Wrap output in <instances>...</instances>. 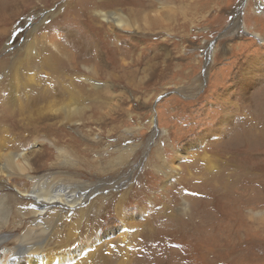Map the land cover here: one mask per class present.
I'll return each instance as SVG.
<instances>
[{
    "label": "rangeland",
    "instance_id": "obj_1",
    "mask_svg": "<svg viewBox=\"0 0 264 264\" xmlns=\"http://www.w3.org/2000/svg\"><path fill=\"white\" fill-rule=\"evenodd\" d=\"M97 12L161 20L132 21L152 31H119ZM161 23L172 28L160 31ZM66 40L91 44L84 58L98 52L101 75L91 81L110 84L117 107L105 121L80 128L59 119L27 127L20 116L16 140L29 150L28 133L41 136L48 166L57 163L55 144L92 161L90 168L131 166L126 182L81 204L90 214L63 212L46 252L53 246L54 254L81 263L93 256L100 264L127 262L109 261L110 249L123 258L126 250L143 253L147 264H264V145L256 140L264 128V0H0V61L7 63L0 68V130L15 113L10 98L25 100L24 87L15 94L7 88L16 76L59 82L58 97L76 75L77 89L89 88L80 80L82 64L78 73L69 72V62L56 72L45 67L54 42ZM49 71L53 81L44 78ZM47 101L32 104L33 113ZM147 222L151 234H144Z\"/></svg>",
    "mask_w": 264,
    "mask_h": 264
},
{
    "label": "bare ground",
    "instance_id": "obj_2",
    "mask_svg": "<svg viewBox=\"0 0 264 264\" xmlns=\"http://www.w3.org/2000/svg\"><path fill=\"white\" fill-rule=\"evenodd\" d=\"M157 1L159 2V0ZM91 14L93 15L92 12ZM96 16L102 19V21H104L105 23L109 24V26L119 31H127L132 29L152 31L148 28H143V27L141 29L140 25L137 26L133 24V22H137L138 20L136 19H142L144 21H150L152 24H154V26H156L157 24L160 23L159 20H161V18H159L158 15L148 16L145 15L144 13L143 15H141V17L139 16V18L136 17L134 21L132 20L133 22L131 21V19L125 17L124 15L122 16L121 14L115 12L114 13L97 12ZM101 27L102 26L97 25L96 28L100 29ZM158 28L162 29L160 31L163 30L166 31L171 29L172 27L170 25L166 26L161 23ZM10 29L7 31L6 34L7 37H9L10 35ZM258 36L259 35L257 34L254 35L255 38L259 39L260 37L258 38ZM85 43L86 42L82 44V41L80 40L78 41L66 40L63 43L54 42L52 47L54 48L53 50L55 52L50 53L51 56H49L45 61V67L49 68V69L47 68V70L55 71L60 64H63L64 62H69L70 65L67 67L69 68V72L78 73L79 72L78 69L80 68L79 66L82 64L85 70L83 71L82 69V71L84 72L85 75L82 73L81 76L83 78H80V80H82L86 85L89 86L88 89L87 88L85 90L77 89V86L79 85L77 83L78 81L76 80L77 75L71 77V79H68L69 77L67 78L69 80L68 81L69 84H67V82H63V91L61 92L59 97L57 94L60 91L57 90L59 88V82H55V81L51 83L47 81H42L41 79L36 80L30 77L16 76L13 80H11L9 87H7L12 89L11 91L12 94L17 93L18 88L20 86L24 87L23 97H25V100L23 102L22 96L20 98L17 95L16 98L15 97L10 98L11 99L10 101L13 103L9 104L8 106L10 109L13 108L15 113H13L7 119L6 129L0 130V264H70L73 263V261L75 262V260H73L74 256L72 257L70 255L71 257L70 258L69 256L65 255L64 258L61 255L54 254L56 249L53 248V246L52 248L49 249L48 252H46L47 239L49 235H51V233L53 232V231L51 232L50 230H52V227L55 225V223H60L64 219L62 217L64 211H66L67 214L70 212L71 213L74 212L75 215L81 214L83 218L84 216H87L86 214L87 211H89V209L87 208L80 209L79 207L81 206V204L88 202L89 198L95 192L109 190L112 186L118 185V182L120 180H124L126 182V180L129 177L128 173L130 170L129 167L131 165L128 164L130 163L122 167L121 165L119 166L115 164L119 168H117V170L113 169L114 171L106 170V167L104 166L103 168H101L97 164L95 165L93 164V166L90 168L92 161L84 160V159L82 160L74 152L68 151V149L66 148L57 147L55 142H54L55 147L58 150L57 151L58 157L56 161L57 163H53L51 164V166H48L47 161L49 157L52 156L50 154H47V152L38 149V147L43 146L45 144V140L42 141L41 139H38L41 136H39L38 134L37 135L35 134V136H33L30 133H28V136L29 137L31 136L33 138L31 148L29 150H25L27 145H24V147H22L21 142L16 140L18 137L16 132L18 133V135L19 133L21 134V132H18L19 129L17 128L18 123H16V120H19L20 116L22 117L21 123L24 126H26V123H28L29 125H27V127L34 126L35 128H37L36 127L37 125L32 124V122L45 123V120L50 121L54 119L55 121H57L56 119H59V123L61 124L66 122V124H72L78 128L83 127V125L93 126V124H96L98 122H103L109 116H111L112 113L111 111L113 107L115 108L117 107L114 102L115 101L114 93L110 95L111 90H108L111 89V87H109L110 84L109 85L107 84L105 85V87L102 88L95 85L91 81L92 78L101 75L99 73L100 69L98 70L99 66L97 65L100 58H98L99 57L98 52L97 55L94 56L90 55L89 57L84 58L85 57L84 55L86 53L92 54L90 51V48L92 47L91 44L84 46ZM6 65H7L6 60L0 61L1 69H5ZM50 71L49 73L46 72V76L44 78L47 77L49 81L50 80L53 81L52 78L53 73H51ZM43 82H45V84L47 85L46 88H44V86L42 85ZM49 83L51 84L48 85ZM48 86H50L52 90H50ZM28 88H30V90L32 91L29 92L30 90ZM26 89L29 91H26ZM47 100H51V104L48 103L47 105H45L44 103L43 108H39V110H37V113L34 114L31 107L32 104L46 102ZM118 101L121 100H117V102ZM8 106H6V110ZM26 119L27 121H25ZM114 119H116V117ZM257 124L258 123L256 122L255 125ZM263 129L264 128L262 127L261 128L262 131L256 133L257 134L256 140L258 143L262 145H264ZM89 132H93V129H90ZM25 134H27V132H25ZM98 140L99 138L97 139L95 138V141H93L94 145L101 143V141ZM119 160L121 163V160H123V158L121 159L120 157ZM177 162H180L179 158H177ZM161 164L162 166H164V161H161ZM174 167L172 171H179L177 170L178 167L176 166V164L174 165ZM44 169H47V171L44 174H41L40 171H43ZM95 171H97V174H94ZM121 176L124 177L122 178ZM19 181L21 182L27 181L29 184L27 186H21L20 185L21 182L19 183ZM101 198L103 200L105 199L103 197H100L99 199L101 200ZM88 213L90 214V211ZM174 213H172L171 215L172 217H166L167 219H164L166 225L169 223L171 219L174 218L173 217ZM263 214L264 213H262V215ZM57 220L60 222H58ZM147 223L148 225L143 226V227H147V229L144 230V234L145 233L151 234L152 232L151 230L154 229L153 227H151L150 225L151 223L149 222ZM49 231L51 233H49ZM73 235L70 234L69 241H71L73 237H75ZM142 236L140 235L141 238ZM128 248L130 249V247ZM136 248L133 249L135 250ZM44 252H46V254H44ZM107 253L109 256L107 259L109 261L115 259L116 260L123 259L127 261L126 263L122 261L119 264H136L133 262V260H137V261L143 260L147 264V260H149L147 257L142 256L143 253L142 255L138 254L136 256L135 255L136 252H134L132 253L134 254V257H130L129 255H127L128 253L127 250L125 253L126 255L125 254L124 255L127 258L130 257L128 260L125 259V256L124 258L123 256H115V255L111 256L110 249L108 250ZM150 257H153L152 250ZM66 258L68 259V261H61ZM92 259L94 260L95 257L93 256L90 259L88 258V260L83 261V263H81L82 262L81 261V262H75L74 264H100V263H96V261L98 260L93 261Z\"/></svg>",
    "mask_w": 264,
    "mask_h": 264
}]
</instances>
